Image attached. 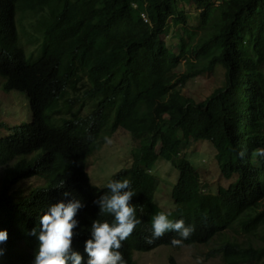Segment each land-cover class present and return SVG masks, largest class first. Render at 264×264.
Listing matches in <instances>:
<instances>
[{
    "label": "trees",
    "instance_id": "trees-1",
    "mask_svg": "<svg viewBox=\"0 0 264 264\" xmlns=\"http://www.w3.org/2000/svg\"><path fill=\"white\" fill-rule=\"evenodd\" d=\"M192 1L206 24L211 0ZM217 1L218 25L196 56L217 54L201 68L176 76L177 66L189 60L185 44L181 41L176 55L161 39L169 21L178 16L176 0H0L2 90L24 95L30 109L29 123L10 128L12 132L0 138V230L9 235L0 245V264H34L39 241L30 235L32 229L39 231V219L51 204L72 198L86 205L76 216L73 240V249L86 264L84 245L91 238L92 222L113 219L99 214L94 201L108 189L91 185L86 163L119 128L139 141L132 165L111 179H131L132 203L141 220L120 249L127 264H136L132 251L172 246L171 239L178 238L167 233L146 242L152 235V217L161 210L153 203L157 183L143 165L145 156L157 153L178 171L171 191L172 215L195 226L184 246L208 244L235 225L243 234L264 226V207L259 208L264 202V157L252 155L264 148V0ZM37 8L47 9L51 23L40 57L31 60L20 45L16 18ZM179 20L183 34L188 33L185 18ZM216 64L225 69V84L206 101L196 104L176 90ZM119 72L112 94L83 117V100L111 87ZM211 101H216L219 117L211 126L209 143L222 176H236L215 195L202 191L200 175L183 153L196 116ZM240 151L246 152L244 159ZM34 177L44 184L27 196L12 193L16 183ZM65 192L71 195L65 198ZM216 255L222 264L264 263V245L227 240L208 254Z\"/></svg>",
    "mask_w": 264,
    "mask_h": 264
},
{
    "label": "rangeland",
    "instance_id": "rangeland-1",
    "mask_svg": "<svg viewBox=\"0 0 264 264\" xmlns=\"http://www.w3.org/2000/svg\"><path fill=\"white\" fill-rule=\"evenodd\" d=\"M178 16L169 21L168 27L161 35V39L167 48L178 55L181 51V41L185 44L188 61L183 60L175 69L176 76H180L191 69H199L207 64L208 56L197 57L198 46L210 37L211 32L218 25L219 1L211 0L212 14L203 25L200 16L201 10L192 0H176ZM179 17H184L188 33L183 34ZM51 23V17L46 8H37L34 11L18 14L16 25L21 47L26 55L35 60L40 57L45 29ZM249 55H254L251 46H246ZM27 57V58H28ZM29 60V59H28ZM210 60V59H209ZM30 61V60H29ZM264 73V63L260 67ZM121 72L117 73L111 87L96 96H88L83 100L81 115L87 116L97 104L110 96L119 84ZM225 84V69L221 65L204 74L188 79L184 84L178 85L176 90L193 100L196 104L206 101L213 92ZM219 111L216 101H211L205 111L196 116L190 129V139L187 141L183 153L194 169L200 175L203 192L215 195L219 188H227L232 184L236 176L225 179L215 161V150L209 143V134L212 124L218 119ZM30 122V109L27 99L19 93L4 92L0 79V138L8 136L10 128ZM109 142L102 144L87 159L86 172L89 175L91 185L104 188L109 180L120 170L127 169L132 165L133 152L138 148L139 141H135L131 135L119 128L109 138ZM143 165L147 172L156 179V189L153 203L161 211L170 213V219L174 220V210L171 191L178 179V171L166 161L158 158L157 153L143 157ZM1 179V169H0ZM44 184L41 177L23 180L14 185L12 193L17 197L22 194L27 196L31 190ZM264 207V202L260 207ZM227 240H234L254 247L264 245V226H260L251 234H243L238 231L236 225L233 228L216 236L208 244H194L183 247L159 246L148 252L132 251V260L136 264H194L197 257L203 258V264H222L220 255L209 257L212 249L222 245ZM254 264H264L259 261Z\"/></svg>",
    "mask_w": 264,
    "mask_h": 264
},
{
    "label": "clouds",
    "instance_id": "clouds-1",
    "mask_svg": "<svg viewBox=\"0 0 264 264\" xmlns=\"http://www.w3.org/2000/svg\"><path fill=\"white\" fill-rule=\"evenodd\" d=\"M105 140L110 143L107 137ZM238 155L240 159H244L246 152L240 151ZM252 155L264 157V148L255 149ZM106 187L108 192L94 203L100 209L99 214L110 215L113 219L111 222L107 220L102 222L98 219L92 222L91 238L87 239L84 245L88 257L86 264H127L120 249L123 242L130 238L141 223L132 203L135 195L132 191V181L130 178L109 180ZM70 195L68 192L64 193L65 198ZM85 206L80 199L72 198L48 207L39 219V231L34 228L30 233L37 236L39 241L34 264H84V257L73 249V240L77 235L76 216ZM194 231V225L186 224L183 219H170V213L160 211L152 217V235L146 242L151 244L167 233H176L178 238L173 237L171 245L183 247L184 241L188 240ZM8 239L7 230H0V245L6 244ZM3 255L4 249L0 248V256ZM194 264H203V258L197 257Z\"/></svg>",
    "mask_w": 264,
    "mask_h": 264
},
{
    "label": "built area",
    "instance_id": "built-area-1",
    "mask_svg": "<svg viewBox=\"0 0 264 264\" xmlns=\"http://www.w3.org/2000/svg\"><path fill=\"white\" fill-rule=\"evenodd\" d=\"M132 7H133L134 9L137 8L136 4H132ZM140 17L143 19V21H144L145 23H149V19H148L147 15H146L145 13H141V14H140Z\"/></svg>",
    "mask_w": 264,
    "mask_h": 264
}]
</instances>
